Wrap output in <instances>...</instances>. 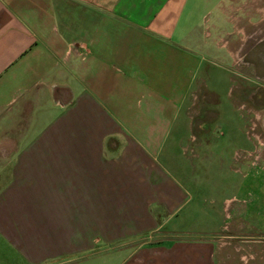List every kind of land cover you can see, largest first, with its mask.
<instances>
[{
  "label": "crops",
  "instance_id": "obj_1",
  "mask_svg": "<svg viewBox=\"0 0 264 264\" xmlns=\"http://www.w3.org/2000/svg\"><path fill=\"white\" fill-rule=\"evenodd\" d=\"M202 9L0 0V264H216L219 233L187 224L192 83L264 38V0Z\"/></svg>",
  "mask_w": 264,
  "mask_h": 264
},
{
  "label": "rangeland",
  "instance_id": "obj_2",
  "mask_svg": "<svg viewBox=\"0 0 264 264\" xmlns=\"http://www.w3.org/2000/svg\"><path fill=\"white\" fill-rule=\"evenodd\" d=\"M200 1L207 21L230 2ZM238 15L243 16L241 10ZM244 66L240 61L221 69L208 63L192 83L198 112L192 116L191 132L202 141L192 150L202 159L188 183L192 193L200 191V200L192 205L187 224L195 227L205 218L219 233L216 264H264V144L259 141L264 139V79L250 67L244 71L250 75H241ZM204 107L209 113L202 116L199 109ZM224 198L231 202L222 209ZM239 207L247 210L244 215H238ZM102 257L95 256L91 264Z\"/></svg>",
  "mask_w": 264,
  "mask_h": 264
},
{
  "label": "flooded vegetation",
  "instance_id": "obj_3",
  "mask_svg": "<svg viewBox=\"0 0 264 264\" xmlns=\"http://www.w3.org/2000/svg\"><path fill=\"white\" fill-rule=\"evenodd\" d=\"M242 47H246V50L241 49L242 63L247 66H244L243 69H241V75L242 73H245V69L250 67L253 73L258 71V73L262 76L264 73V38L260 39L259 42L253 44L251 43L247 46H241V48ZM253 95L255 96V94ZM256 95H258V93Z\"/></svg>",
  "mask_w": 264,
  "mask_h": 264
}]
</instances>
